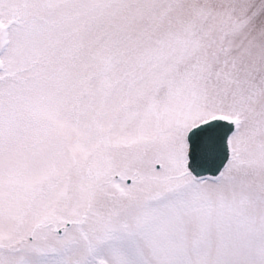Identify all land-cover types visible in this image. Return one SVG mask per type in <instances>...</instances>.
Listing matches in <instances>:
<instances>
[{"label":"snow or ice","instance_id":"obj_1","mask_svg":"<svg viewBox=\"0 0 264 264\" xmlns=\"http://www.w3.org/2000/svg\"><path fill=\"white\" fill-rule=\"evenodd\" d=\"M0 264H264V0H0Z\"/></svg>","mask_w":264,"mask_h":264}]
</instances>
